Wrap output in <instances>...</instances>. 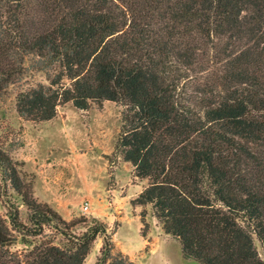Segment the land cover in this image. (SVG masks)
<instances>
[{"label":"trees","instance_id":"1","mask_svg":"<svg viewBox=\"0 0 264 264\" xmlns=\"http://www.w3.org/2000/svg\"><path fill=\"white\" fill-rule=\"evenodd\" d=\"M29 58L49 86L18 94L21 117L117 104L115 155L147 180L131 206H151L188 261L264 264V0H0V96ZM21 167L0 146L4 196L29 212L27 224L8 197L0 264H85L99 238L96 264H135L116 250L120 224L65 220Z\"/></svg>","mask_w":264,"mask_h":264},{"label":"rangeland","instance_id":"2","mask_svg":"<svg viewBox=\"0 0 264 264\" xmlns=\"http://www.w3.org/2000/svg\"><path fill=\"white\" fill-rule=\"evenodd\" d=\"M33 62L32 58L26 61L25 75L0 96V146L22 163V177L26 183L33 184L36 200L58 210L66 220L71 212L80 213L75 218L80 219L94 210L112 232L121 223L114 236L116 250L127 254L135 264H198L182 257L179 242L165 234L158 222L156 225L148 222L153 217L151 206L139 207L140 214L146 213L148 223L147 246L143 243L141 222L133 216L131 201L134 192L141 187L140 182L145 181L142 185L146 187L147 180L136 178L133 166L115 155L121 129L120 106L104 102L101 107L93 104L88 111H80L68 103L59 107L57 117L48 122L29 121L18 114L19 93L39 84L49 86L46 73L34 70ZM4 189L0 176L1 215L6 217L9 197L21 207V218L28 224L29 212L15 191L7 186L6 197ZM82 231L75 229L77 233ZM18 239L13 251L26 248L20 236ZM254 240L264 260L263 248L256 237ZM62 241L60 237L56 243ZM102 244L103 239L99 238L85 264H96Z\"/></svg>","mask_w":264,"mask_h":264},{"label":"crops","instance_id":"3","mask_svg":"<svg viewBox=\"0 0 264 264\" xmlns=\"http://www.w3.org/2000/svg\"><path fill=\"white\" fill-rule=\"evenodd\" d=\"M141 183V187H139L138 188V190L136 191V192H134V197L132 198V200L133 199H135L137 196H138V194H140L141 192H142V190H143V185L142 184H144L145 183V181H143V182H140ZM129 190V189H128ZM140 208L139 207H137V208H135L133 211H134V214H133V216H135V217H137L139 220H140V222H141V219H140V216H139V212H140ZM150 211V210H149ZM56 212H58L59 214H61L58 210H56ZM70 214V217L67 219V221H70V220H73V219H75V218H78L79 216H80V213H78V214H75L74 212H71V213H69ZM85 216H93V217H95V218H99V216H98V214H96V212L94 211V210H91V212H86V214H85ZM66 220V219H65ZM148 222L150 223V224H154V225H156V222H158L157 220H156V218H154V217H151V219L150 220H148ZM159 224V223H158ZM141 225H142V223H140V232H141ZM120 228H121V223H120ZM119 228V229H120ZM161 228V227H160ZM118 231V230H117ZM117 233V232H116ZM144 238V237H143ZM144 245L145 246H147L146 245V243H147V240L144 238ZM146 248V247H145ZM127 255V254H126Z\"/></svg>","mask_w":264,"mask_h":264},{"label":"built area","instance_id":"4","mask_svg":"<svg viewBox=\"0 0 264 264\" xmlns=\"http://www.w3.org/2000/svg\"><path fill=\"white\" fill-rule=\"evenodd\" d=\"M88 210V206L85 207L84 211L86 212Z\"/></svg>","mask_w":264,"mask_h":264}]
</instances>
